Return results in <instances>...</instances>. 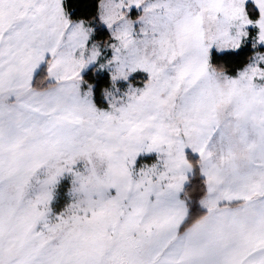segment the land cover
I'll return each mask as SVG.
<instances>
[{
	"label": "clouds",
	"instance_id": "1",
	"mask_svg": "<svg viewBox=\"0 0 264 264\" xmlns=\"http://www.w3.org/2000/svg\"><path fill=\"white\" fill-rule=\"evenodd\" d=\"M0 264H264V0H0Z\"/></svg>",
	"mask_w": 264,
	"mask_h": 264
},
{
	"label": "trees",
	"instance_id": "2",
	"mask_svg": "<svg viewBox=\"0 0 264 264\" xmlns=\"http://www.w3.org/2000/svg\"><path fill=\"white\" fill-rule=\"evenodd\" d=\"M71 2H72V0H69V3H71ZM93 2H94V0H93ZM76 11H80V10L77 9ZM70 14L74 16L76 14V12H71ZM99 31L102 34L106 33V29L104 27H101V29ZM213 53H214V56H215L216 54H215V51L214 50H213ZM106 79H107V74L106 73L102 74L101 81H99L98 84L100 82H102V81H105Z\"/></svg>",
	"mask_w": 264,
	"mask_h": 264
},
{
	"label": "rangeland",
	"instance_id": "3",
	"mask_svg": "<svg viewBox=\"0 0 264 264\" xmlns=\"http://www.w3.org/2000/svg\"><path fill=\"white\" fill-rule=\"evenodd\" d=\"M103 27V26H102ZM106 29V28H105Z\"/></svg>",
	"mask_w": 264,
	"mask_h": 264
}]
</instances>
